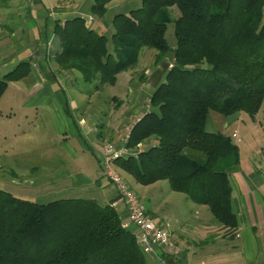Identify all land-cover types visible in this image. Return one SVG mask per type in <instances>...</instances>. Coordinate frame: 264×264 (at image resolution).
Here are the masks:
<instances>
[{
	"label": "trees",
	"instance_id": "obj_1",
	"mask_svg": "<svg viewBox=\"0 0 264 264\" xmlns=\"http://www.w3.org/2000/svg\"><path fill=\"white\" fill-rule=\"evenodd\" d=\"M111 1L94 0L90 13L103 17ZM171 7L179 12L174 20ZM170 22L173 62L149 97L151 109L129 128L125 147L156 143L114 164L143 186L168 181L233 232L227 172L239 162L238 149L205 123L211 111L254 119L264 102V0H140L137 9L112 18L110 35L77 16L54 24L60 50L53 60L85 83L98 80V90L133 67L143 47L161 61L170 49L164 37ZM29 63L0 77V96L8 82L29 73ZM121 222L112 206L95 200L42 204L0 189V264H146L134 232Z\"/></svg>",
	"mask_w": 264,
	"mask_h": 264
},
{
	"label": "crops",
	"instance_id": "obj_2",
	"mask_svg": "<svg viewBox=\"0 0 264 264\" xmlns=\"http://www.w3.org/2000/svg\"><path fill=\"white\" fill-rule=\"evenodd\" d=\"M93 1L88 0L86 4L81 0L75 1V3L73 0H0V66L6 67V62H10L9 65H16L19 62L31 60V66L35 69L34 77L29 79L27 74L21 80L9 82L7 86L8 88L12 84H22L19 85L20 87L14 86V89L17 93L26 92L22 95L23 100L19 101L20 108L18 111L21 113L24 109L25 112L35 111L37 113L41 109L46 111L48 115L53 113L58 118L62 115L70 118L67 122L72 125L74 135L69 137L66 130L63 129L60 131L61 133L56 132V136L64 135L62 136L64 141L72 138L75 140L74 146L61 149L73 161L77 160L78 155H84L87 152L96 161L98 172L91 169L89 174L86 169L79 174L64 175V177L54 181L53 183L62 182L65 185V189L60 194L72 193L73 196L71 197L73 198L84 197V199L95 200L103 205L112 206L115 202L114 209L120 220L125 221L126 213L123 211L122 205H118L116 202L117 194L109 185L107 178L102 175L99 166L102 148L99 146L103 140H122L127 136L129 128L140 118L139 113L141 111L135 113L132 109L136 105H141V109L145 108L144 113L149 110V97L156 85L162 81L165 72L160 78L158 75L152 79L147 93L149 97L147 96L146 101L142 97L138 100L139 94H131L130 101L134 105L127 111L126 121L123 120L124 112L116 114L114 125L117 130L116 134L120 133L119 138L117 136L112 138L111 135H105L103 138V124L92 117L94 114L89 109L95 102L92 100V96L82 99L79 97V93L75 92V97L73 96L71 100L68 99L65 89L75 88L81 77L77 76L76 73L61 72L58 66H54L50 62V54L57 53L60 48L53 30L49 38L46 36L47 27L50 23L54 27L56 23H63L77 16L83 19L86 17L88 27L92 26L97 32L109 33V30L112 32L111 18L97 22L95 17L90 14ZM122 4V2L118 3V7L115 8L117 11L113 12V15L122 13ZM94 23L96 26H93ZM10 24L12 25L11 28H9ZM13 26L16 27L13 28ZM55 86L59 87L57 89L60 90V93L62 92L63 96L60 94L59 98H50L49 90L53 89L54 91ZM140 89L142 90V88ZM54 93L58 94L59 92L55 90ZM37 94H42V97L27 102V98ZM56 106L57 108H55ZM71 111L75 112L77 116L74 113L72 115ZM11 115L12 111L3 114L0 109V118L5 117L10 120ZM239 115L240 113H236L231 121L223 120L220 128L227 129L233 121L237 120ZM118 120L121 121V124ZM217 121L218 119L208 117L205 123L206 131L221 133L217 128ZM99 129L101 130L99 131ZM121 129L125 130L126 136H122ZM221 134L223 135V133ZM228 137L231 135L229 134ZM155 143V140L151 138L143 144L146 145L145 147H149ZM263 151L262 148H255L253 152H248L246 148L243 149L242 152H238V164L229 169L227 180L231 189V210L237 220V226L233 232L222 227L211 213H207L209 212L206 210L207 206L196 204L190 199L193 206H196H188L190 211L195 209L192 212L195 215V221H185L179 228L174 227L169 219L164 222L161 218H156L155 216L160 213L157 206L151 205L148 209L145 207L147 215L154 223L164 228L181 249L180 255L173 258L166 249L154 247L152 254H145L146 264H264ZM55 160L60 163L61 157L56 156ZM134 184L140 186L136 182ZM129 229L134 231L132 226Z\"/></svg>",
	"mask_w": 264,
	"mask_h": 264
},
{
	"label": "rangeland",
	"instance_id": "obj_3",
	"mask_svg": "<svg viewBox=\"0 0 264 264\" xmlns=\"http://www.w3.org/2000/svg\"><path fill=\"white\" fill-rule=\"evenodd\" d=\"M73 1L75 3V1L77 2L80 0ZM81 1L86 2V4L88 2V0ZM120 2L123 3L121 9L122 13H127V11L131 9H137L140 5V0H113L107 7L106 15L104 14L103 17L99 18L98 16L96 17L90 14L95 17L97 22L100 20L103 21L104 19L109 20L110 18L112 20L115 16L113 12L117 11L115 8L118 7V3ZM169 12L171 20L177 18L179 13L175 7H171ZM86 21L87 20H85V23H87ZM86 26L88 25L86 24ZM93 26H96V24L94 23ZM11 27L12 25L10 24L9 28ZM15 27L16 26H13V28ZM52 27V23L47 27L46 36L48 38L54 29V27L53 29ZM166 27L164 37L170 49L165 56H163L161 61L156 58L158 55L156 50L143 47L138 52L137 61L134 66L119 73L112 84L100 85L98 90H94V86L99 83L98 80L91 83H84L79 79L75 88L65 89V93L69 100H71L73 96L75 97V92L79 93V97L82 99H87L89 96H92L91 98L95 102H93V106H90L89 109L90 112L94 114L92 117L98 120L100 124H103V138L105 135H111V137L113 136L112 138L117 136L119 138L120 133L116 134L117 130L114 125L116 114L124 112L125 117L123 120L126 121L127 111L134 105L132 104L133 102L130 101L131 94H139L138 100L142 97V99L146 101L152 79L156 78L158 75L160 78V76L170 68L173 62V50L176 39L174 36L173 22L168 23ZM110 32L109 30V33L104 34L110 35L112 33ZM50 55V62L54 66H57L53 60L54 54ZM28 61L30 62V67L27 76L29 79H32L35 69L31 66L32 61L29 59ZM5 64L6 67L4 68L0 66V72H2L0 73V77L13 69L18 63L16 65H9L10 62H6ZM58 69L64 73H76L77 76H80L79 72L74 69L65 70L59 67ZM19 85L22 84L10 85L0 96V109L3 111V114L12 111L10 120L5 117L0 118V189L18 198L42 204L51 202L52 200L72 199V193H65V195L60 194V192L65 189V185L62 182L59 184L53 182L64 177V175L66 176L69 174L73 176L74 174H79V172H84L86 169L89 174L91 173V169H95L98 172L96 161L89 152L84 155H78L77 160L73 161L61 149L67 146H74L75 140L72 138L64 141L62 138L64 135L56 136V132L61 133L60 131L63 129L66 130V134H68L69 137L74 135L72 125L67 122L70 118H67L65 115L61 116L60 113L59 116L61 117L59 118L53 113L48 115L46 111H42L41 109H39L37 113H35V111L25 112L23 109L20 113L18 111L20 108L19 104L21 100H23L22 95L26 94V92L17 93L14 86L18 87ZM137 87L139 88L137 89ZM57 88L59 87L55 86L54 91L57 90L59 92L58 94H55L53 89L49 90L51 93L50 98H59L61 95L63 96V94H61L62 92L60 93V90ZM140 88H142V90ZM39 97H42V94L27 98V102L29 103L31 100H37ZM55 108H57V106ZM149 109H151V107ZM132 110L135 113L141 111L139 115L142 116L145 108L141 109V105H136ZM71 113L77 116L75 112L71 111ZM235 115L236 114L225 117L222 114L211 111L208 117L210 119H218L217 128L223 135L229 136L230 134L232 140H234L232 135H237L239 141H231L237 146L238 152H242L245 148L248 152H253L255 148L264 149V102L255 115L254 120H251L246 114L240 112L237 120L233 121L227 129L224 130L220 128L223 120L231 121L234 119ZM118 122L121 124L120 120H118ZM100 130L101 129H99V131ZM121 133L122 136H126L124 129H121ZM124 139H115L114 141L103 140V143L100 141L102 144H100L99 147L104 149L108 145H112L114 148H120L122 147L121 144ZM139 144L142 148L146 146L143 143ZM137 145L132 150H134ZM56 156L61 157L60 163L55 160ZM124 157H126V155H124ZM99 166L103 175L101 158ZM113 166L128 188L137 195L136 197H138L144 208L146 207L148 209L151 205L157 206L160 213L155 216L156 218H161L164 222L169 219L176 228H179L185 221H195V215L192 213L195 209L190 211L188 206H196H193V202H191L186 195L172 191L168 181L163 180L155 185L150 184L149 186H136L134 184V179L130 175L119 169L115 164ZM228 176L229 170L227 172V177ZM81 198L84 199V197ZM206 210L208 211L209 209L206 208ZM207 213H210V211ZM130 226L134 227L133 225H129L123 228L129 229ZM133 232L136 236V227H134ZM170 240L178 247L179 253L177 256H179L181 252L180 247L171 238Z\"/></svg>",
	"mask_w": 264,
	"mask_h": 264
},
{
	"label": "built area",
	"instance_id": "obj_4",
	"mask_svg": "<svg viewBox=\"0 0 264 264\" xmlns=\"http://www.w3.org/2000/svg\"><path fill=\"white\" fill-rule=\"evenodd\" d=\"M237 142L236 134L232 135ZM127 137V136H126ZM122 141V147L114 148L108 145L101 151V165L104 177L109 181V185L115 190L117 194V203L122 205L123 211L126 213V221H123L122 227L133 225L136 227V238L138 244L146 254H152L154 247H161L166 249L170 256L178 255V247L170 240L167 231L160 225L153 223V221L146 214L143 204L139 201L137 195L128 188L124 180L114 168V160L119 157L132 156L136 157L141 151L140 144L132 150L125 147V140ZM116 203L112 205L114 208Z\"/></svg>",
	"mask_w": 264,
	"mask_h": 264
},
{
	"label": "water",
	"instance_id": "obj_5",
	"mask_svg": "<svg viewBox=\"0 0 264 264\" xmlns=\"http://www.w3.org/2000/svg\"><path fill=\"white\" fill-rule=\"evenodd\" d=\"M85 18H86V17H85ZM85 18H84V19H85Z\"/></svg>",
	"mask_w": 264,
	"mask_h": 264
}]
</instances>
